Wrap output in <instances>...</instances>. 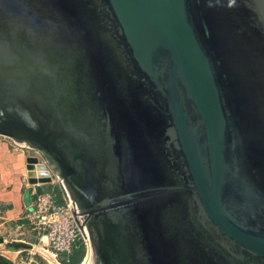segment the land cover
<instances>
[{
	"label": "water",
	"instance_id": "water-1",
	"mask_svg": "<svg viewBox=\"0 0 264 264\" xmlns=\"http://www.w3.org/2000/svg\"><path fill=\"white\" fill-rule=\"evenodd\" d=\"M0 135L94 264H264V0H0Z\"/></svg>",
	"mask_w": 264,
	"mask_h": 264
},
{
	"label": "rangeland",
	"instance_id": "rangeland-1",
	"mask_svg": "<svg viewBox=\"0 0 264 264\" xmlns=\"http://www.w3.org/2000/svg\"><path fill=\"white\" fill-rule=\"evenodd\" d=\"M0 142L9 145L11 150L26 157V175H28L29 169L31 168V166L28 169L26 167L27 158H33L37 160L39 164H43L48 170L50 169L47 165L46 158L40 151L25 144H20L6 136L0 135ZM26 175L23 173L22 183L24 186L27 185V188H30L33 191L35 190L37 193L47 192L52 194L56 203L64 207L70 204L69 199L61 186L60 180L55 176L52 175L51 182L40 185L35 184V181L27 180ZM4 207V205L0 204V216L2 215L1 211H4ZM24 212L25 209L20 215V218L23 216ZM0 237H3L7 241L0 244V264H51L53 260L56 264H82L87 253L86 242L81 231L78 240L69 254H62L54 258L50 253L51 259H48L45 256V252L49 253L47 247L44 246L41 241L35 239V236L27 226L25 229H17L15 223H9L7 225H1L0 223ZM11 240H23L29 245L11 244Z\"/></svg>",
	"mask_w": 264,
	"mask_h": 264
},
{
	"label": "built area",
	"instance_id": "built-area-1",
	"mask_svg": "<svg viewBox=\"0 0 264 264\" xmlns=\"http://www.w3.org/2000/svg\"><path fill=\"white\" fill-rule=\"evenodd\" d=\"M32 196L20 221L28 226L35 239L41 241L54 258L69 254L80 235L70 201L64 207L57 204L50 193L32 190Z\"/></svg>",
	"mask_w": 264,
	"mask_h": 264
},
{
	"label": "crops",
	"instance_id": "crops-1",
	"mask_svg": "<svg viewBox=\"0 0 264 264\" xmlns=\"http://www.w3.org/2000/svg\"><path fill=\"white\" fill-rule=\"evenodd\" d=\"M25 163V156L0 142V204L5 206L4 211H1V225L15 223L17 229H25L27 226L20 221V215L33 196L32 190L22 183L23 173L26 175ZM5 242L6 239L0 237V244ZM10 243L29 245L23 240H11Z\"/></svg>",
	"mask_w": 264,
	"mask_h": 264
},
{
	"label": "bare ground",
	"instance_id": "bare-ground-1",
	"mask_svg": "<svg viewBox=\"0 0 264 264\" xmlns=\"http://www.w3.org/2000/svg\"><path fill=\"white\" fill-rule=\"evenodd\" d=\"M18 142L20 144H25V145L28 146V144H26V142H24V141H18ZM44 156L46 158L47 165L50 168L49 170L43 164H39L37 162V160H35L33 158H27V164H26L27 169L31 166V168L29 169L28 175H27L29 181H35V184L42 185V184H46V183L51 182L52 175L55 176L57 179L60 180L61 186L63 187V189H64V191L66 193V196L69 199L71 205L73 207L75 206L76 210L77 209L79 210V208H78V206H77L72 194L68 190L66 184L61 179L60 170L58 169L56 164L47 155H44ZM82 221H83L82 217L79 218L80 224L82 223ZM87 225L88 224H86V225L83 224L82 225L83 226L82 234L84 236V239H85V242H86V246H87V251H88L86 253V257H85V259H84L82 264H94L95 263V259H96L95 253H94L93 248H92L93 247L92 243L94 242V234H93V232H91L89 230ZM45 254H46L45 255L46 258L51 259L50 253H46L45 252ZM51 264H56V262L53 260L51 262Z\"/></svg>",
	"mask_w": 264,
	"mask_h": 264
}]
</instances>
